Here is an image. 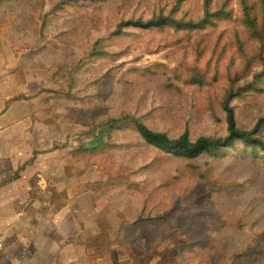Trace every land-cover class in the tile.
Wrapping results in <instances>:
<instances>
[{"label": "rangeland", "instance_id": "1", "mask_svg": "<svg viewBox=\"0 0 264 264\" xmlns=\"http://www.w3.org/2000/svg\"><path fill=\"white\" fill-rule=\"evenodd\" d=\"M224 1L228 20L188 30L204 0H0V183L22 167L0 186V264L37 257L45 241L47 264H264L263 160L236 143L196 160L166 155L129 126L110 141L105 124L130 113L173 137L185 125L191 138L225 134L228 90L264 71V28L259 0H248L256 36L238 0L210 10ZM159 14L177 25L118 26ZM259 81L229 102L241 129L264 115Z\"/></svg>", "mask_w": 264, "mask_h": 264}, {"label": "trees", "instance_id": "2", "mask_svg": "<svg viewBox=\"0 0 264 264\" xmlns=\"http://www.w3.org/2000/svg\"><path fill=\"white\" fill-rule=\"evenodd\" d=\"M91 1H105V0H91ZM128 1V0H126ZM261 5V18H262V28H264V0H259ZM205 2V9H204V15L201 19L195 22H191L188 25V30H196V29H204L207 26H212L216 21L220 20H228L231 17V10L227 8V1H224L223 4L216 10H210L209 2L210 0H204ZM240 11H241V20L242 23L248 27L253 35L256 36L255 29V19L251 14V7L248 3V0H238ZM160 16L156 18H132L128 21H123L119 23V27H126V28H138V29H152L155 27H161L167 22L168 24L177 25V22L171 19L170 17L163 16L159 14ZM164 26H170V25H164ZM163 26V27H164ZM100 54V53H98ZM263 73H260L257 75L253 81L248 83V85L236 88V89H229L226 98L222 105V111L224 114V120H225V134L221 137L217 138H208L204 136H200L197 138H191L189 130L187 126L185 125L180 132V134L176 137L168 135L164 131H156L149 128L146 124H144L140 119H138L136 116L130 113H123L121 117L118 118H111L106 122V125H109V131L108 138L110 141H112V130L117 127L121 126H129L131 127L132 133L136 135L142 142V144L156 152H162L166 155L171 156H182L185 159L189 160H196L200 158L203 155H214L222 150H226L231 148L235 143L236 146L240 147V150H242L243 147L250 149L251 151V157L253 159L252 164L255 165H262L261 160L264 161V138L261 137L258 133V130L262 124H264V115L257 118L250 128L248 129H241L237 125L236 117L233 108L230 106L229 102L230 100L243 96L247 94L250 91H257L260 90L258 88L257 84L260 82L259 78L263 76ZM193 84H199V81L197 79L193 78ZM77 120L83 121V117H77ZM86 125L89 127L90 130L92 128L90 127L89 122L85 119ZM101 125H99L94 130L101 129ZM93 130V131H94ZM61 145L53 144L50 148L47 149V151L44 152H37V154H44V153H51L57 150H60ZM235 146V147H236ZM107 145H102L99 147H91L90 149L82 148L80 147L78 150L73 151V153H88L92 154L98 151H101L102 154H105ZM77 156V155H76ZM235 159H243V156L241 153H238L236 150V153L234 155ZM75 162H77L76 159H74ZM105 162H108L106 160ZM97 169L99 168V165H97ZM233 166H234V160H233ZM110 168V165L107 166L105 164H102L100 166L101 169ZM22 169V167H19L15 173L10 176L7 180L0 183V186H5L7 184H10L14 182L15 180L19 179V171ZM99 170V169H98ZM120 186V192L117 196L119 201H124L126 203V196L122 193L128 189L126 185H119ZM96 185H94L92 188L88 190L89 197L93 201L94 204H99L97 195H94L97 193L95 191ZM264 188V187H263ZM105 195V194H104ZM107 195V194H106ZM116 196V195H114ZM107 200H109V196L107 195ZM128 205H130V201H128ZM154 218V217H153ZM150 219L139 217L135 221V225L139 223H143L145 221H149ZM129 229L131 228V225H128ZM121 232H125L124 226L121 227ZM126 241V239H124ZM134 244V243H131Z\"/></svg>", "mask_w": 264, "mask_h": 264}, {"label": "crops", "instance_id": "3", "mask_svg": "<svg viewBox=\"0 0 264 264\" xmlns=\"http://www.w3.org/2000/svg\"><path fill=\"white\" fill-rule=\"evenodd\" d=\"M2 240L0 239V249H1V244L3 243ZM47 244H49L48 245L49 247H52L55 245L54 242H48V243L47 241L43 242V247L46 249L45 251H47ZM45 251L39 254L37 257L31 255L30 258L28 259L19 258L16 261H14L12 258H10L8 259L9 261L7 260H4V261H5V264H47V254H45ZM1 259H3V254L0 252V260ZM77 261H78L77 259L74 260V262H77Z\"/></svg>", "mask_w": 264, "mask_h": 264}]
</instances>
